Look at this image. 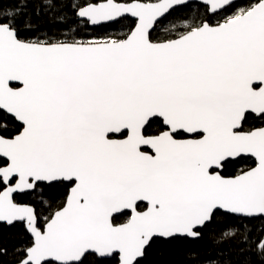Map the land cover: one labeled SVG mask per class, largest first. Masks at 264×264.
I'll return each mask as SVG.
<instances>
[{
	"label": "snow or ice",
	"instance_id": "1",
	"mask_svg": "<svg viewBox=\"0 0 264 264\" xmlns=\"http://www.w3.org/2000/svg\"><path fill=\"white\" fill-rule=\"evenodd\" d=\"M0 264H264V0L0 4Z\"/></svg>",
	"mask_w": 264,
	"mask_h": 264
},
{
	"label": "trees",
	"instance_id": "2",
	"mask_svg": "<svg viewBox=\"0 0 264 264\" xmlns=\"http://www.w3.org/2000/svg\"><path fill=\"white\" fill-rule=\"evenodd\" d=\"M103 0H98V2H102ZM12 3V0H0V4H3L4 7H8L10 6V4ZM202 12V9L200 8H197V7H193L190 11V13H188V18L191 19L193 17H195L196 15H198L199 13ZM40 27L47 31L49 30L52 26L50 23H48L46 20L45 21H41L40 23ZM54 30V29H52ZM92 35H103V33H91ZM250 166V164L248 163H245L244 161H241L240 163L238 164H234L227 172L228 175H234L236 173V171L239 169V168H245V167H248ZM63 189H56V190H52V193L53 194H56V195H62L63 194ZM38 199V198H37ZM123 222V221H121ZM7 235V234H6ZM10 243H20L19 240H11ZM175 259H178V257H174Z\"/></svg>",
	"mask_w": 264,
	"mask_h": 264
},
{
	"label": "water",
	"instance_id": "3",
	"mask_svg": "<svg viewBox=\"0 0 264 264\" xmlns=\"http://www.w3.org/2000/svg\"><path fill=\"white\" fill-rule=\"evenodd\" d=\"M103 2V1H102ZM200 0H193V3L196 4V3H199Z\"/></svg>",
	"mask_w": 264,
	"mask_h": 264
}]
</instances>
